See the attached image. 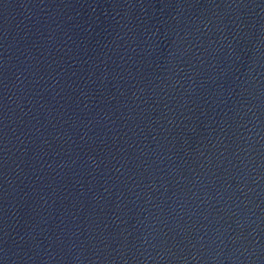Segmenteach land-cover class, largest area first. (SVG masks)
Here are the masks:
<instances>
[{
  "label": "water",
  "instance_id": "95a60500",
  "mask_svg": "<svg viewBox=\"0 0 264 264\" xmlns=\"http://www.w3.org/2000/svg\"><path fill=\"white\" fill-rule=\"evenodd\" d=\"M0 264H264V0H0Z\"/></svg>",
  "mask_w": 264,
  "mask_h": 264
}]
</instances>
